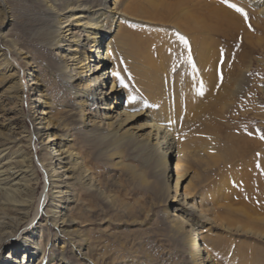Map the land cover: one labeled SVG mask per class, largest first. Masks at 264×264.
<instances>
[{
  "label": "rangeland",
  "instance_id": "374dc122",
  "mask_svg": "<svg viewBox=\"0 0 264 264\" xmlns=\"http://www.w3.org/2000/svg\"><path fill=\"white\" fill-rule=\"evenodd\" d=\"M51 3L59 6L58 0ZM3 4L6 11L0 5L1 45L6 52L18 48L30 56L29 67L36 68L34 74L41 89L50 96L48 100L53 103L50 111L54 113L55 107L71 103L72 97L62 89L56 71L50 68L53 64L40 52L43 33L55 29L51 13L38 0H3ZM214 4L220 5L230 17L216 19L207 12L206 5L194 9L193 14L197 26L203 22L210 24L203 35L208 37V49L215 58L212 67L216 82L198 98L194 114L186 116L183 112L181 117L174 111L158 114L164 117L162 124L180 145L192 135L195 137V148H187L188 166L178 191L188 192L191 196L188 200L205 210L199 227L205 258L212 264H264V139L261 138L264 136V18L250 4L246 6L235 0ZM230 4L243 9L247 19ZM124 24L149 41L150 53L155 58L159 46L165 56L168 54L155 90L160 91L158 96L164 103L171 101L176 93L177 75L171 57L175 47L186 45L187 49L183 27L167 16L152 21L146 17L131 19ZM15 56L23 64L17 52ZM226 69L233 72L227 87L223 82ZM27 70H22L24 80ZM132 78L130 73L124 85L147 95ZM3 88L1 81L0 93ZM143 95L138 94L136 111L145 108L148 102L154 104L149 100L155 96ZM30 98L26 92L22 103L24 113L29 109ZM118 110L127 108L119 105ZM117 114L109 122L123 119ZM145 121L141 116L131 126L140 127ZM24 122L26 135L33 130L35 120L25 118ZM103 130L107 134L90 137L73 134L74 150L86 167L90 182L77 186L71 195L67 193L66 197L71 196L67 213L75 223L65 231H58L48 223L50 211L42 209L35 229L41 231L36 241L42 243L43 250L34 249L33 264H192L191 247L178 240L163 212L182 206L163 194L165 183L175 191L177 160L172 158L163 165L159 152L137 143L130 134L124 137L110 134L111 126ZM24 138L2 152L5 154L2 163L14 152L23 155L24 150H30L23 147ZM36 143L34 150L39 156L53 150L52 145L41 150L39 139ZM52 152L48 161L53 160ZM166 166L172 168V180L166 175ZM33 176L37 184L32 199L39 195L44 184L42 171L36 169ZM34 206L35 203L30 213ZM7 249L0 252V258Z\"/></svg>",
  "mask_w": 264,
  "mask_h": 264
},
{
  "label": "bare ground",
  "instance_id": "6f19581e",
  "mask_svg": "<svg viewBox=\"0 0 264 264\" xmlns=\"http://www.w3.org/2000/svg\"><path fill=\"white\" fill-rule=\"evenodd\" d=\"M219 1L58 0L59 6L55 7L51 0H38L46 12L51 13L52 24L55 23V29H49L43 35L40 32L43 38L40 52L53 64L50 68L56 71L62 89L72 97L71 103L54 106V113L50 111L53 104L48 100L50 96L47 97L41 89L34 74L36 68L29 67L30 56L18 48L4 51L0 35V82L4 81L5 86L0 93V252L8 248L0 258V264H33L36 260L34 249L43 250L42 243L36 241L41 231L35 229L42 209H49L46 221L58 231H65L75 223L67 213L71 196L66 195H71L79 185H87L91 177L74 150L73 134L81 133L85 137L107 134L103 130L107 126L112 127L110 134L121 137L130 134L137 143L159 152L163 165L172 158L177 160L175 191L165 183L163 194L182 206L163 209L164 217L171 223L178 240L191 247L189 257L192 264H212L200 246L199 227L205 210L188 200L191 199L188 192L178 191L188 166L187 148H195V137L192 135L180 145L167 132L161 122L164 117L158 113L174 111L179 117L183 112L186 116L194 114L198 98L216 82L212 67L215 58L209 52L208 37L203 35L210 24L203 22L197 26L193 10L206 5L207 12L216 19L224 20V16L228 19L230 14L214 4ZM235 1L253 6L264 18V0ZM0 5L6 11L3 0ZM166 16L183 27L181 31L187 49L186 45L179 49L175 47L171 62L177 68L176 93L171 101L164 100V103L158 96L160 91L155 88L160 82L159 72L166 67L168 54L165 56L159 46L158 58H155L150 53L152 45L149 41L125 27L127 24L124 23L131 19L144 20L146 17L152 21ZM16 52L23 63L21 65ZM23 69H28L26 80L21 77ZM130 73L138 89L147 95L124 85ZM224 76L223 82L226 83L233 72L226 69ZM26 92L30 93L31 101L27 113H24L22 103ZM138 94L155 96L149 100L154 104L147 103L155 107L149 108L146 104L145 108L136 111ZM119 105L127 110L119 111ZM113 114L123 119L109 122ZM141 116L147 121L132 128V122ZM25 118L35 120L33 130L26 135ZM23 137V147L30 150H24L23 155L20 151L14 152L2 163L5 156L2 152ZM36 139L41 143V150H46L48 145H52L53 150L37 155L34 150L37 149ZM51 152L53 160L48 161ZM36 169L44 174V184L39 195L32 199L37 184V178L33 176ZM164 170L171 178L172 168L166 166ZM33 203L34 211L30 213Z\"/></svg>",
  "mask_w": 264,
  "mask_h": 264
},
{
  "label": "snow or ice",
  "instance_id": "6c2138e0",
  "mask_svg": "<svg viewBox=\"0 0 264 264\" xmlns=\"http://www.w3.org/2000/svg\"><path fill=\"white\" fill-rule=\"evenodd\" d=\"M225 2L227 3V0H225ZM229 6L232 8H235V10L240 12L242 15H245V19H247V16H246V14H244L243 9L237 8L235 4H230ZM181 39L183 40V37H181ZM185 43H187V42L185 41ZM120 82H121V84H123L122 80ZM200 94L202 95L203 93L201 92ZM261 138L264 139V136H262Z\"/></svg>",
  "mask_w": 264,
  "mask_h": 264
}]
</instances>
